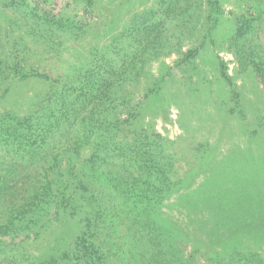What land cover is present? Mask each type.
<instances>
[{"label":"rangeland","instance_id":"374dc122","mask_svg":"<svg viewBox=\"0 0 264 264\" xmlns=\"http://www.w3.org/2000/svg\"><path fill=\"white\" fill-rule=\"evenodd\" d=\"M218 1V22L209 32L208 0H27L18 6L0 0V58L61 77L59 88L101 73L113 94H134L128 108L109 106L110 119L123 124L126 148L151 146L170 170L176 190L161 208L189 233L186 252H195L197 264L235 249L264 261V86L251 65L241 66L234 47L238 19L251 6L261 7L262 18L246 39V53L264 45V0ZM44 11L56 23L42 19ZM222 62L234 85L223 77ZM50 88L0 71V113L32 114ZM92 152L86 145L77 162ZM42 222L45 228L29 237H6L14 245L0 253V264H76L72 244L82 211ZM129 264H139L137 257Z\"/></svg>","mask_w":264,"mask_h":264},{"label":"trees","instance_id":"16d2710c","mask_svg":"<svg viewBox=\"0 0 264 264\" xmlns=\"http://www.w3.org/2000/svg\"><path fill=\"white\" fill-rule=\"evenodd\" d=\"M26 1L10 0L9 6ZM208 3L210 32L220 6L218 0ZM251 8L238 19L234 47L241 66L251 65L264 86V45L257 53H246L244 46L262 18L261 7ZM42 13V19L56 23L50 11ZM198 51L190 50L188 57ZM7 68L19 80H42L51 88L32 114L0 113V253L14 245L6 237H29L45 228L43 219L58 220L70 210L82 211L83 225L72 244L76 264H121L119 257L126 264L136 257L139 264H197L195 252H186L189 233L161 208L176 190L170 170L151 146L126 148L123 124L110 119L109 106L128 108L134 94H113L111 80L101 73L78 76L70 89L58 87L61 77L0 58L1 73ZM221 72L234 85L223 62ZM261 121L264 128V115ZM86 145L93 152L79 164ZM214 256L211 264H264L256 252L235 249Z\"/></svg>","mask_w":264,"mask_h":264}]
</instances>
